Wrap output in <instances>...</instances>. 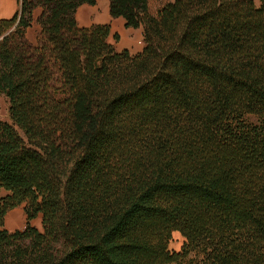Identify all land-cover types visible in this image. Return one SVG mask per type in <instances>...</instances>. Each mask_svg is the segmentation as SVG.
I'll use <instances>...</instances> for the list:
<instances>
[{
	"label": "trees",
	"instance_id": "1",
	"mask_svg": "<svg viewBox=\"0 0 264 264\" xmlns=\"http://www.w3.org/2000/svg\"><path fill=\"white\" fill-rule=\"evenodd\" d=\"M17 1L0 19V264H264V0H108L142 28L136 55L77 26L96 0ZM21 204L26 226L4 230Z\"/></svg>",
	"mask_w": 264,
	"mask_h": 264
},
{
	"label": "crops",
	"instance_id": "2",
	"mask_svg": "<svg viewBox=\"0 0 264 264\" xmlns=\"http://www.w3.org/2000/svg\"><path fill=\"white\" fill-rule=\"evenodd\" d=\"M0 1V19L9 18L15 11L11 0ZM2 5H4L3 10H1ZM38 14L39 9L34 12V20ZM75 20L79 28L108 25L110 27V34L107 41L112 45L115 52L127 50L130 55H136L142 50V28H125V22L122 18H112L109 14L108 0H96L93 6L87 4L81 5L76 11ZM38 31L39 27L37 24L27 29L26 39L30 44L36 43ZM114 35L118 36L117 43L113 41Z\"/></svg>",
	"mask_w": 264,
	"mask_h": 264
},
{
	"label": "rangeland",
	"instance_id": "3",
	"mask_svg": "<svg viewBox=\"0 0 264 264\" xmlns=\"http://www.w3.org/2000/svg\"><path fill=\"white\" fill-rule=\"evenodd\" d=\"M164 0H149V11L151 14L155 15L158 8L162 5ZM13 4V9L15 10L14 13L19 9V4L17 0H11ZM13 13V14H14ZM12 14V16H13ZM10 16L9 18H11ZM9 18H3V19H9ZM35 20L32 22L31 26L29 28H32L35 26ZM27 31V30H26ZM31 32V31H30ZM39 33V31H38ZM38 35V34H37ZM25 39H26V33H25ZM27 41V39H26ZM114 43H117V41L113 37ZM28 42V41H27ZM29 43V42H28ZM30 44V43H29ZM36 44V43H35ZM35 44H30L34 46ZM143 45V43H142ZM8 109H9V101L8 99L0 94V122L2 123H10L8 118ZM246 122L248 123H256V118L254 117H246ZM5 195H7L6 192L1 191L0 198H3ZM25 204H21L20 206L11 209L8 211L4 217L3 220V229L8 232H13L15 230H23L26 226V215L24 212ZM17 221L14 223L13 221ZM30 226L37 229L38 231L42 232V224H41V216L37 215L36 218L31 220L29 222ZM183 242V238L180 236L178 232H174L172 234V238L169 242L168 249L171 251H178L180 249V246Z\"/></svg>",
	"mask_w": 264,
	"mask_h": 264
},
{
	"label": "bare ground",
	"instance_id": "4",
	"mask_svg": "<svg viewBox=\"0 0 264 264\" xmlns=\"http://www.w3.org/2000/svg\"><path fill=\"white\" fill-rule=\"evenodd\" d=\"M4 1V0H3ZM1 2V1H0ZM4 9V5H2V8H1V10H3ZM14 223H16L17 221H13Z\"/></svg>",
	"mask_w": 264,
	"mask_h": 264
}]
</instances>
